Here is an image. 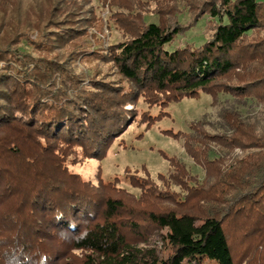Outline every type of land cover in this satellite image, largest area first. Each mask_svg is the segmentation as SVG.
<instances>
[{
	"label": "trees",
	"instance_id": "obj_1",
	"mask_svg": "<svg viewBox=\"0 0 264 264\" xmlns=\"http://www.w3.org/2000/svg\"><path fill=\"white\" fill-rule=\"evenodd\" d=\"M108 4L123 39L104 48L90 0H0V264H264V123L237 106H264V0ZM205 17L203 42L167 47ZM201 92L217 119L173 132L201 181L175 156L161 184L126 167L137 194L70 167L104 158L140 101L148 128Z\"/></svg>",
	"mask_w": 264,
	"mask_h": 264
},
{
	"label": "rangeland",
	"instance_id": "obj_2",
	"mask_svg": "<svg viewBox=\"0 0 264 264\" xmlns=\"http://www.w3.org/2000/svg\"><path fill=\"white\" fill-rule=\"evenodd\" d=\"M11 1L15 3L18 0ZM90 1L96 17L102 20L103 26L100 38L103 45L102 47L106 48L110 43L122 40L123 37L120 29L109 19L111 12L108 4L109 0ZM21 2L25 4L26 0H21ZM186 18L185 12L179 14V19L181 21H185ZM206 19L207 17L201 19L196 27L188 30L184 35L177 36L173 43L167 45V47L173 49L187 42H191L193 45H198L203 42L206 37L204 28ZM145 20L148 22H156L157 17L152 14L145 15ZM88 33H93L94 38L98 37V27L90 26ZM35 35L36 32L32 37H35ZM19 47L23 50H31V47L27 46L24 42H20ZM76 64V70L88 68L82 61H78ZM103 68L105 70L107 69L106 66ZM220 99L222 104H235V101L230 95L222 94ZM237 106L242 115H246L252 120L260 123H264V106L260 103L252 99H247L246 103L238 104ZM127 107L132 108V105H128ZM218 108L219 106H214L212 104V97L209 93L201 92L198 96L185 97L179 101L168 103L162 106L161 109L156 106L150 108L152 114H157L160 110L162 114L150 127L145 128V124L140 123L138 117L139 113L143 110H147L148 107L144 102L140 101L137 105V118L130 122L126 129L113 141L104 158L87 159L70 167L74 171L81 173L84 178L92 181L96 180L95 173L97 169L100 168L102 179L111 180L114 177H119L120 185L127 187L131 192L137 194L138 189L132 188L124 178V169L129 167L131 170H137L141 175L151 178L158 184H161L162 180H160L157 175L159 173L168 174L170 165L167 157L175 156L185 164L186 169H188L191 174L197 175L199 181H201L204 173L203 169L185 152L182 138L174 136L173 132L187 131L190 121L202 118L214 122L217 119ZM208 130L211 129L208 127ZM235 152L242 153L239 149H236ZM174 188L181 190L178 185ZM203 205L204 204L201 203L200 200H197L192 210L196 214H200ZM241 240L244 242L246 241L244 239ZM154 241L156 242L155 245L157 249L160 251L161 247H163L161 237L159 235H154ZM262 252L264 254V247ZM256 263H258V259L254 258L253 262L249 264ZM242 264H245V262Z\"/></svg>",
	"mask_w": 264,
	"mask_h": 264
}]
</instances>
